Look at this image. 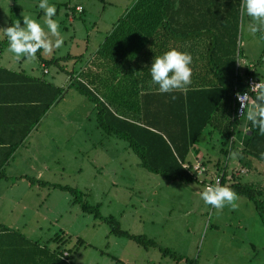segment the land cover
Returning <instances> with one entry per match:
<instances>
[{
  "label": "rangeland",
  "instance_id": "1",
  "mask_svg": "<svg viewBox=\"0 0 264 264\" xmlns=\"http://www.w3.org/2000/svg\"><path fill=\"white\" fill-rule=\"evenodd\" d=\"M129 1L0 0V40L16 37L42 42L38 50L42 57L69 54L60 64L68 70L77 68L80 60L73 56L86 57ZM76 4L81 12L74 10ZM10 50L19 56L31 53L27 61L38 72L30 43L11 45ZM237 50L263 83L264 0H241ZM48 68L59 76L54 82L67 89L40 122L37 160L27 167L32 181L21 179L12 190L0 188L1 199L24 205L29 223L33 218L43 221L38 223L40 234L45 233L42 238L57 228L64 230L68 233L65 247L87 259L95 257L93 264H125L126 259L132 264H264V224L252 199L228 189L212 200L203 181L184 182L148 171L124 139L96 125L93 103L63 82L64 71L53 64ZM220 141L216 130L202 129L194 146L204 154L207 172L199 177L207 181L222 170L225 183L238 180L260 190L255 199H261L264 207V162L247 156L249 165L244 166L237 153ZM53 183L76 188L81 200L97 205L98 215L82 211L70 191ZM108 217L120 230L151 238L155 245L144 247L112 233L111 220L104 219ZM165 249L170 253H163Z\"/></svg>",
  "mask_w": 264,
  "mask_h": 264
},
{
  "label": "trees",
  "instance_id": "2",
  "mask_svg": "<svg viewBox=\"0 0 264 264\" xmlns=\"http://www.w3.org/2000/svg\"><path fill=\"white\" fill-rule=\"evenodd\" d=\"M240 3L241 0H134L77 69L68 70L60 64L69 54L47 59L38 55V60L64 71L68 86H74L93 103L96 125L124 139L138 163L150 172L168 179L192 180L182 163L191 165L187 159L189 148L199 141L205 126L218 132L221 144L229 142L228 147L237 153L242 165H249L247 156L264 162V82L252 95V109H246L238 119L230 118L234 90L244 89V76L253 74V67L235 68V56L240 53ZM23 42L39 44L29 38H6L0 40V45ZM21 79L45 87V95L38 97L36 106L38 120L60 96L62 88L28 75ZM244 129L240 142L229 141L231 135L239 136ZM220 150L226 152V148ZM200 163L204 165L203 160ZM223 178L221 173L222 191L233 190L252 199L264 224L262 200L255 199L261 191L238 180L225 183ZM28 180L32 181L30 177ZM51 185L70 191L82 211L97 214V205L81 200L76 188ZM104 219L111 220L112 233L127 236L144 247L155 245L151 238L120 230L112 224V217ZM166 251L170 253L162 250Z\"/></svg>",
  "mask_w": 264,
  "mask_h": 264
},
{
  "label": "crops",
  "instance_id": "3",
  "mask_svg": "<svg viewBox=\"0 0 264 264\" xmlns=\"http://www.w3.org/2000/svg\"><path fill=\"white\" fill-rule=\"evenodd\" d=\"M133 1H129V4ZM35 42L39 44L28 43L35 49L34 56L36 57L38 72L34 71L31 67L32 64L27 61L31 53L27 51L19 56L11 52V45L22 43L0 45V174L2 175L0 179L3 182L0 188L3 187L5 190H12L18 181L21 179L28 180L27 177H31L27 167L31 160H37L36 141L39 140L40 122L54 103L62 98L65 89H67L65 84L59 85L54 82L55 78L56 81H59L58 74L56 76V74L50 73L49 65L38 60V55L44 58L38 51L42 47V42ZM96 47L86 57L82 58V55L78 57L79 65H81V61L83 63L88 58ZM61 56L64 55L59 57ZM23 75H28L33 79L46 80L62 88L60 96L48 106L38 120H35L36 106L38 97H42L44 94L45 87L37 85L34 81L21 79ZM44 75L49 76L45 78ZM67 78L68 75L65 73L63 82H67ZM251 107L253 105H250L248 110H251ZM245 132L246 129L239 136L233 134L231 141L240 142ZM227 144L229 145V142ZM203 155L200 149L193 144L189 148L187 159L192 164L196 159L202 161ZM22 156L26 158L24 161ZM42 166L44 167L45 164L43 163ZM35 171H37V175L40 172V167L37 166ZM7 177L12 178V180H7ZM26 186H29V183H26ZM16 203L18 201L15 199L6 202L0 197V224L2 225V229H0V264H93L95 257L87 259L83 253H77V250L70 252L65 247L67 240L65 235L68 233L64 230L57 228L55 232L42 238L45 233L40 234L41 228L38 223H43V221L38 222L37 218H33L30 222L32 224H30L27 219L28 215L23 210L24 205ZM14 205H17L18 209L14 210ZM56 234L59 235L58 239L55 237ZM61 235L66 238L64 240L59 238ZM94 264H98V262ZM125 264H132V262L126 259Z\"/></svg>",
  "mask_w": 264,
  "mask_h": 264
},
{
  "label": "built area",
  "instance_id": "4",
  "mask_svg": "<svg viewBox=\"0 0 264 264\" xmlns=\"http://www.w3.org/2000/svg\"><path fill=\"white\" fill-rule=\"evenodd\" d=\"M76 11L81 10L80 5L74 6ZM246 68L248 70L252 69L251 63H246L243 61L238 55L236 54V61H235V68ZM45 71V69H43ZM243 83L245 85L244 89L238 90L235 89L232 95V110L230 113L231 119H238L240 118L244 111L250 107V105H254L253 94L256 93L260 87L262 86V81H260L256 76L253 74H247L244 76ZM232 140V135L229 137V141ZM182 166L186 168L189 174L192 176L193 179H197L198 181L205 184L204 188L206 190L207 195L211 196L212 198L215 197L218 193L222 191V185L220 184V176L222 170L210 177L207 181L200 178L199 175L204 174L205 166L200 163L199 160H195L191 165L187 163H182Z\"/></svg>",
  "mask_w": 264,
  "mask_h": 264
}]
</instances>
